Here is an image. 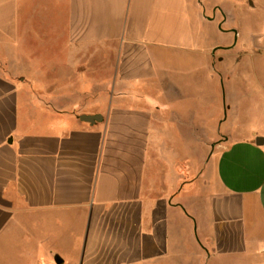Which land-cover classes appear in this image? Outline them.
<instances>
[{"label": "crops", "instance_id": "0c3cea01", "mask_svg": "<svg viewBox=\"0 0 264 264\" xmlns=\"http://www.w3.org/2000/svg\"><path fill=\"white\" fill-rule=\"evenodd\" d=\"M258 136L264 0H0L1 264H264Z\"/></svg>", "mask_w": 264, "mask_h": 264}, {"label": "water", "instance_id": "95a60500", "mask_svg": "<svg viewBox=\"0 0 264 264\" xmlns=\"http://www.w3.org/2000/svg\"><path fill=\"white\" fill-rule=\"evenodd\" d=\"M81 118L83 120H86V121H89V122H95L96 120L101 119L102 115H100V114H90V115L87 114V115H85L84 114V115L81 116ZM256 143L258 145L264 144V137L263 136H258L256 138ZM56 261H57V263H61L62 259L59 256H56Z\"/></svg>", "mask_w": 264, "mask_h": 264}, {"label": "rangeland", "instance_id": "374dc122", "mask_svg": "<svg viewBox=\"0 0 264 264\" xmlns=\"http://www.w3.org/2000/svg\"><path fill=\"white\" fill-rule=\"evenodd\" d=\"M259 64L261 65V62H259L257 65H259ZM249 73H250L249 79H250V78L252 79V80H251V79H250V80H251L252 83H253V89L256 90V89H255V88H256V81H255V79H256V74H255V71L252 70V71L249 72ZM237 121H238V119H237ZM239 126H240V125H239ZM242 128H243V129H246L247 126H244V125H243ZM0 264H1V262H0Z\"/></svg>", "mask_w": 264, "mask_h": 264}]
</instances>
